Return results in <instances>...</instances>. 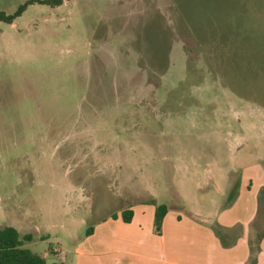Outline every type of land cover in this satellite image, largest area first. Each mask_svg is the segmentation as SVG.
<instances>
[{"label":"rangeland","instance_id":"obj_1","mask_svg":"<svg viewBox=\"0 0 264 264\" xmlns=\"http://www.w3.org/2000/svg\"><path fill=\"white\" fill-rule=\"evenodd\" d=\"M263 177L264 0L35 2L0 21V228L47 264L123 206H224L245 178L262 231Z\"/></svg>","mask_w":264,"mask_h":264},{"label":"crops","instance_id":"obj_2","mask_svg":"<svg viewBox=\"0 0 264 264\" xmlns=\"http://www.w3.org/2000/svg\"><path fill=\"white\" fill-rule=\"evenodd\" d=\"M240 185L227 205L204 196L205 205L188 213L168 210L160 229L155 226L158 204L123 206L98 220L91 235L53 264H264V229L258 222L260 182L245 178ZM127 210L133 212L130 223L122 217ZM216 224L230 230L241 227L232 247L222 245L213 230Z\"/></svg>","mask_w":264,"mask_h":264},{"label":"trees","instance_id":"obj_3","mask_svg":"<svg viewBox=\"0 0 264 264\" xmlns=\"http://www.w3.org/2000/svg\"><path fill=\"white\" fill-rule=\"evenodd\" d=\"M64 1L71 0H32L20 6L16 13L11 16H7L0 12V21L12 24L16 18L22 15L27 6L35 2L60 6ZM167 213V206L163 204L157 205L155 214L156 228H161L162 221ZM122 217L124 222L130 223L132 221L133 212L127 210L122 213ZM112 218L117 219V216L113 215ZM237 229H241V227L230 230L218 224L213 226V230L222 242V245L227 248L232 247L236 243L239 235V232L236 231ZM92 232V228H88L86 230V236L91 235ZM31 239L32 237L30 235L24 236L23 239L20 238L18 230L13 227L0 228V264H47L45 258L23 247V242L30 241Z\"/></svg>","mask_w":264,"mask_h":264}]
</instances>
